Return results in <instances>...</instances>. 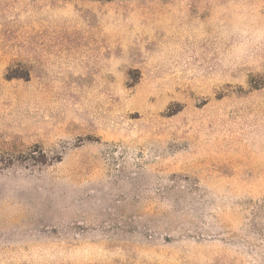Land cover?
I'll use <instances>...</instances> for the list:
<instances>
[{
	"label": "rangeland",
	"instance_id": "rangeland-1",
	"mask_svg": "<svg viewBox=\"0 0 264 264\" xmlns=\"http://www.w3.org/2000/svg\"><path fill=\"white\" fill-rule=\"evenodd\" d=\"M0 264H264V0H0Z\"/></svg>",
	"mask_w": 264,
	"mask_h": 264
}]
</instances>
